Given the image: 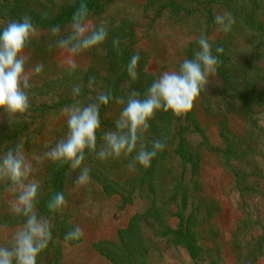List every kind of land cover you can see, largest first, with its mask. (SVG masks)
Instances as JSON below:
<instances>
[{
  "label": "trees",
  "instance_id": "16d2710c",
  "mask_svg": "<svg viewBox=\"0 0 264 264\" xmlns=\"http://www.w3.org/2000/svg\"><path fill=\"white\" fill-rule=\"evenodd\" d=\"M123 1L0 0V30L9 21H21L25 15L29 16L37 28L38 37H34L25 49L31 58L26 64L37 62L44 66L40 74L33 71L30 79L31 106L25 117L12 124L0 112V155L17 144L23 145L26 156L38 155L36 139L43 130L44 121L76 100L81 105H87L97 102L99 93L108 91L114 97H126L132 90L139 92L141 97L145 95L146 89L158 76L147 69V53L138 48V29L142 25L129 18L127 9L109 13L111 6ZM134 1L127 0V3L130 6L138 5ZM81 3L88 6L90 19L96 25L107 22L108 39L101 49L82 54L84 63L69 76L65 68L56 65L55 53L58 50L55 41L59 37L53 36L50 29L59 25L62 34L65 33L73 12ZM198 3L203 7L198 4L188 7L179 0H146L138 6L142 7L143 13L149 11L151 14L147 16V27L164 17L166 12L177 23L196 18L202 21L196 36L186 42L177 71L184 59L193 58L199 48L197 41L203 32L209 38L212 53L220 63L215 75L210 77L219 83V86L209 87L215 96L210 98L202 91L200 103L206 113L220 116L219 130L223 146L209 143L206 130L196 115L194 103L193 109L183 117L159 111L149 121L150 128L145 137L149 148L154 140L164 141L166 147L147 168L137 165L135 171H130L128 162L131 157L101 162L94 155L85 153L83 166L89 168L91 180L100 186L103 195L118 197L121 208L136 202L139 205L126 224L117 229L113 239L93 243V249L107 264H149L154 253L160 256L161 251L170 248L184 250L192 264H200L202 258L206 259L208 253L213 252L216 259L212 264H218L217 251L221 246L215 237L218 233L211 229L212 236H207L213 246H205L203 238L199 236L202 232L199 228L204 224L211 225L210 219L218 210L214 204L196 200V180L202 150L221 157L235 190L243 199L245 194L257 192L258 181L264 180V170L254 157L258 153L257 146H253L257 145V138L263 131L259 117L264 115V0H199ZM225 13L234 18V24L229 33L221 32L224 34L222 36L215 32L217 25L214 17ZM240 31L245 33L243 43L235 37ZM113 39H119V51L113 47ZM221 46L223 53H217L216 48ZM135 53H139L140 60L137 66L138 79L133 81L127 75L126 66ZM89 77H95V85L91 89L88 87ZM75 84L81 85V95L74 98L71 89ZM123 107L114 100L107 106H101V132L114 129ZM239 125L243 128L240 135L234 130ZM97 136L99 147L102 143L101 133L98 132ZM58 140L55 139L41 153V157ZM40 163L42 180L38 211L49 217L53 239L38 258L37 264H66L64 246L81 242H65L64 239L66 233L76 225L66 209L63 213H50L46 205L56 192H62L67 198L66 187L74 170L68 165L61 166L41 158ZM11 197L12 194L0 184V227L15 229L23 223V218L10 211ZM203 206L204 209H201ZM245 214V225L255 224L251 213L246 211ZM248 240L250 242L246 244L235 243V248L243 252L239 264H253L262 249V243ZM258 240H264L263 232Z\"/></svg>",
  "mask_w": 264,
  "mask_h": 264
},
{
  "label": "clouds",
  "instance_id": "9594fccd",
  "mask_svg": "<svg viewBox=\"0 0 264 264\" xmlns=\"http://www.w3.org/2000/svg\"><path fill=\"white\" fill-rule=\"evenodd\" d=\"M214 20L218 31L227 34L232 30L234 18L230 14H217ZM50 31L53 36L59 37L55 41V48L60 65L71 76L79 67L77 58L90 50L101 49L108 39L109 30L106 21L96 25L90 19L88 6L81 3L73 12L65 33L62 34L59 25ZM37 35V28L27 15L21 21H9L0 30V112L12 124L29 112L33 71L40 74L44 70L42 64L35 65L34 69L26 68L25 49ZM197 43L199 48L193 58L184 59L178 71L162 73L146 89L143 97L135 90L126 97H114L108 91L99 93L97 102L81 105L76 100L65 106L61 115L66 121V135L41 159L79 170L75 181L78 187L87 185L91 179L89 168L83 166L86 152L101 162L131 157L128 162L130 171H135L137 165L149 167L166 147L164 141L154 140L149 148L145 139L150 128L149 121L159 111L171 112L178 118L185 116L193 109L200 93L206 91L210 77L217 71L220 61L212 53L209 38L202 32ZM112 45L119 51V39H113ZM223 51L222 46L216 48L217 53ZM139 60V53H135L126 66L127 75L133 81L138 79ZM94 85L95 77H89L88 87L91 89ZM71 92L74 98L79 97L81 85H73ZM113 100L124 107L115 121L114 129L101 132L100 108ZM98 132L102 137L99 147ZM33 172V163L26 156L22 144L0 155V184L13 196L9 201L10 211L23 218V223L0 244V264H37L38 258L53 239L49 217L38 211L40 183L33 178ZM67 204L64 194L56 192L46 207L50 213H63ZM83 236L84 230L76 225L66 233L64 239L65 242H75Z\"/></svg>",
  "mask_w": 264,
  "mask_h": 264
},
{
  "label": "rangeland",
  "instance_id": "374dc122",
  "mask_svg": "<svg viewBox=\"0 0 264 264\" xmlns=\"http://www.w3.org/2000/svg\"><path fill=\"white\" fill-rule=\"evenodd\" d=\"M145 1L135 0L134 3L136 2L141 6ZM179 1L188 7L195 4L203 7L202 4L198 3L199 0L197 2L194 0ZM138 5L130 6L127 0H124L123 3H115L111 6L109 13L113 14L120 9H127L130 14L129 18L142 25L138 29V48L147 53V69L151 73L159 77L166 71H177L183 48L188 40L190 41L196 36L202 21L196 18L177 23L171 14L166 12L164 17L155 20L151 26L147 27L149 20L147 16H151V14L149 11L144 12V14L142 7ZM215 30L218 35H224L218 31V26ZM242 32L240 31L235 35L241 43L245 40V33ZM25 55L27 60H31L28 54L25 53ZM55 62L61 67L58 52L55 53ZM77 62L81 66L84 60L79 56ZM36 63H27L26 68L34 69ZM211 85L219 86V83L213 78L209 79L205 93L210 98L215 96V92L209 88ZM202 97L200 93L195 102L196 115L206 130L209 143L213 146L222 147L223 143L219 130L220 116H212L206 113L200 103ZM259 125L263 131L257 138V145L253 144L254 147L257 146L258 150L254 157L264 170V115L259 117ZM65 126L66 121L61 112L51 114L44 121L43 130L36 139L39 154L27 156L34 166L33 178L39 183L42 180L39 172L42 167L40 163L41 153L50 147L55 139L60 140L66 135L67 128ZM242 129V125L234 128L238 135L243 133ZM78 175L79 170H74L66 187V200L68 202L66 211L71 216V221L84 230V236L79 244H66L64 246L63 258L66 264H107L95 252L93 243L102 239H113L117 229L126 224L128 218L139 208V205L136 202L121 208L118 197L103 195L100 186L91 179L87 185L78 187L75 183ZM258 182L260 184L257 192L252 191L245 194L244 199L241 198L234 188L232 177L221 157L210 151H201L200 169L196 180L198 187L196 200L201 199L206 204H214L218 210L210 219L211 225L204 224L199 228L202 229L199 236L203 238L202 243L205 246H213L211 244L213 242L207 240V236H212L211 229L218 233L217 236L215 235L216 241L221 244L217 251L218 264H239L243 252L239 248H235V243L246 244L250 242L248 239H253V243H262V249L253 264H264V240H258L262 232L264 233V180ZM243 201L245 202L243 203ZM194 202L197 203V201ZM200 208L204 209V206ZM246 211L251 213L255 224L245 225ZM15 229L0 227V244H3L5 238L10 237L11 232ZM213 255H215L213 252H209L207 257L205 256L206 259L202 258L203 261L200 264H212V261L216 259ZM149 264H192V261L187 257L184 250L170 248L167 251H161L160 256L157 252L154 253Z\"/></svg>",
  "mask_w": 264,
  "mask_h": 264
}]
</instances>
